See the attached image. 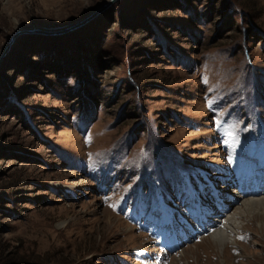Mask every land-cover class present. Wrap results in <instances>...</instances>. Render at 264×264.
<instances>
[{
	"label": "rangeland",
	"instance_id": "374dc122",
	"mask_svg": "<svg viewBox=\"0 0 264 264\" xmlns=\"http://www.w3.org/2000/svg\"><path fill=\"white\" fill-rule=\"evenodd\" d=\"M110 1L0 0V264H264V0H118L4 53Z\"/></svg>",
	"mask_w": 264,
	"mask_h": 264
},
{
	"label": "bare ground",
	"instance_id": "6f19581e",
	"mask_svg": "<svg viewBox=\"0 0 264 264\" xmlns=\"http://www.w3.org/2000/svg\"><path fill=\"white\" fill-rule=\"evenodd\" d=\"M74 26V25H73ZM259 208V209H263L264 210V197H262V198H251V199H247V200H245L244 202H243V206L242 207H240L237 211V213H238V215H241V216H246V214H248L249 216H251V217H249V218H252L253 216H252V214H253V212H252V208ZM237 215V214H236ZM236 215H234V216H232L231 215V217H229V225H230V227H235V225H241L242 224V222H238V221H236L237 220V218H236ZM237 215V216H238ZM240 216V217H241ZM263 220V219H262ZM220 222V221H219ZM262 223H264V222H261V226L263 225ZM230 227H228V229L232 232V228H230ZM222 230V229H221ZM228 231V230H227ZM227 231L225 232V231H218V232H216V233H214L213 235H212V241L213 242H215V244L216 245H219L220 247H225V246H228V244H230V243H234V240L230 237L229 238V236L227 235ZM207 240V239H206ZM205 240V241H206ZM203 243V242H202ZM212 243V242H211ZM210 245V244H209ZM215 247V246H214ZM218 247V246H217ZM227 248V247H226ZM212 250H213V248H212ZM213 251H215V250H213ZM226 251V250H225ZM212 254H213V252H212Z\"/></svg>",
	"mask_w": 264,
	"mask_h": 264
},
{
	"label": "water",
	"instance_id": "95a60500",
	"mask_svg": "<svg viewBox=\"0 0 264 264\" xmlns=\"http://www.w3.org/2000/svg\"><path fill=\"white\" fill-rule=\"evenodd\" d=\"M118 0H111L106 7L100 8L99 10L95 11L94 14L90 17H88L86 20H82L80 22H78L76 25L74 26H70L64 29H52V30H45L42 28H33L31 30L28 31H18L16 34H14L10 39L9 42L7 43V46L5 47V52L6 53L12 46V44L14 43L15 39L21 35V34H40V35H44V36H59V35H63L66 34L68 32H71L73 30H75V28L80 27L81 25L86 24L88 21L92 20L95 16H97L98 14H100L102 12V10L104 8L109 7L110 5H112L113 3L117 2Z\"/></svg>",
	"mask_w": 264,
	"mask_h": 264
}]
</instances>
